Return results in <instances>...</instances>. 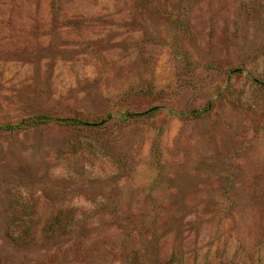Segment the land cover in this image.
<instances>
[{
    "label": "rangeland",
    "instance_id": "obj_1",
    "mask_svg": "<svg viewBox=\"0 0 264 264\" xmlns=\"http://www.w3.org/2000/svg\"><path fill=\"white\" fill-rule=\"evenodd\" d=\"M39 115L104 125L0 131V264H264V0H0Z\"/></svg>",
    "mask_w": 264,
    "mask_h": 264
},
{
    "label": "trees",
    "instance_id": "obj_2",
    "mask_svg": "<svg viewBox=\"0 0 264 264\" xmlns=\"http://www.w3.org/2000/svg\"><path fill=\"white\" fill-rule=\"evenodd\" d=\"M157 108H151L146 111L140 112V113H126L124 114V117L121 119V121H127V120H140V119H145V118H151L155 115V112L157 111ZM194 113V111L192 112ZM182 116H186V113L181 114ZM27 121V120H26ZM31 124H24L25 120L21 122L20 124L17 125H8L4 127H0L1 130H25L29 128L30 126H39V125H46L51 122H56L60 125L68 126L71 128H77L79 130H88L90 132L98 131L103 125L104 121L100 122H87V121H82L74 118L70 119H55L53 117H50L48 115H39L36 116L31 120Z\"/></svg>",
    "mask_w": 264,
    "mask_h": 264
}]
</instances>
